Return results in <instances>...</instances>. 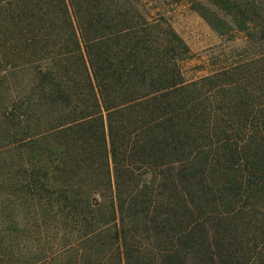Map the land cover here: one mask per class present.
Returning a JSON list of instances; mask_svg holds the SVG:
<instances>
[{
  "label": "trees",
  "instance_id": "16d2710c",
  "mask_svg": "<svg viewBox=\"0 0 264 264\" xmlns=\"http://www.w3.org/2000/svg\"><path fill=\"white\" fill-rule=\"evenodd\" d=\"M149 1L0 0V264H264V0Z\"/></svg>",
  "mask_w": 264,
  "mask_h": 264
},
{
  "label": "rangeland",
  "instance_id": "374dc122",
  "mask_svg": "<svg viewBox=\"0 0 264 264\" xmlns=\"http://www.w3.org/2000/svg\"><path fill=\"white\" fill-rule=\"evenodd\" d=\"M148 7L152 9L153 15L156 12L162 13L189 46L192 56L183 65L188 77L202 74L197 65L209 55L215 56L220 53V48L227 50L242 45L239 38L231 41L218 36L191 8L189 0H152L149 1Z\"/></svg>",
  "mask_w": 264,
  "mask_h": 264
}]
</instances>
